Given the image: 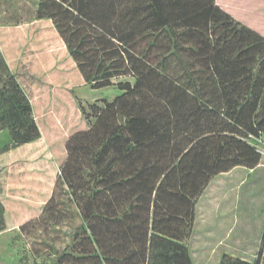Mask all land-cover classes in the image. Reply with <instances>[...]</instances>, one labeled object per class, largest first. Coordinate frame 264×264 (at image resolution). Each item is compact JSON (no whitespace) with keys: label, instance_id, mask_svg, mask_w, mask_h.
Masks as SVG:
<instances>
[{"label":"trees","instance_id":"16d2710c","mask_svg":"<svg viewBox=\"0 0 264 264\" xmlns=\"http://www.w3.org/2000/svg\"><path fill=\"white\" fill-rule=\"evenodd\" d=\"M215 4L216 0L40 4L38 19L54 22L86 83L95 90L120 92L113 101L82 108L88 129L68 141L66 160L42 213V222H66L75 236L97 217L120 220L135 257L126 245L110 241L103 246L108 254L104 264H193L187 242L199 199L217 177L262 165L251 140L261 135L256 119L263 112L264 72L213 46L209 64L220 92L217 109L179 82L184 78H172L125 46ZM261 254L254 264H260ZM219 264L251 263L224 256Z\"/></svg>","mask_w":264,"mask_h":264},{"label":"rangeland","instance_id":"374dc122","mask_svg":"<svg viewBox=\"0 0 264 264\" xmlns=\"http://www.w3.org/2000/svg\"><path fill=\"white\" fill-rule=\"evenodd\" d=\"M41 2L0 0V264H104L108 254L103 246L110 241L126 245L135 257L120 220L97 217L76 236L66 222H42L67 157V143L88 129L82 108L113 101L120 92L95 90L86 83L54 22L38 19ZM259 45H243L246 49L233 56L264 72V44ZM150 47L159 59L155 66L173 68L174 76L184 78L180 83L220 108L211 74L203 70L201 78L193 80L192 74L183 75L192 66H170L167 57L162 59L173 47L192 53L196 47ZM254 50L251 57L245 56ZM262 111L256 119L261 135L251 144L264 151V102ZM196 212L187 242L193 264H219L224 256L254 264L260 252L264 264V159L256 170L236 169L214 179Z\"/></svg>","mask_w":264,"mask_h":264},{"label":"crops","instance_id":"0c3cea01","mask_svg":"<svg viewBox=\"0 0 264 264\" xmlns=\"http://www.w3.org/2000/svg\"><path fill=\"white\" fill-rule=\"evenodd\" d=\"M151 44H192L193 48L198 49L196 52L179 51L173 47L177 52H165L162 59L167 57L170 66H192L183 75L192 74L193 80L200 79L203 70L212 73L209 56L213 46L233 56L240 49L243 51V44H264V0H216V4L203 13L167 29H156L139 35L125 46L149 64L155 65L159 59L155 58V50L150 53ZM200 57H203L206 69L203 68ZM164 70L172 78H178L174 76L173 68Z\"/></svg>","mask_w":264,"mask_h":264},{"label":"built area","instance_id":"2783aa9c","mask_svg":"<svg viewBox=\"0 0 264 264\" xmlns=\"http://www.w3.org/2000/svg\"><path fill=\"white\" fill-rule=\"evenodd\" d=\"M258 152L261 154L262 158L264 159V151L263 150H258Z\"/></svg>","mask_w":264,"mask_h":264}]
</instances>
